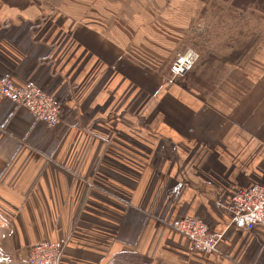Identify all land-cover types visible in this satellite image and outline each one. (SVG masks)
Here are the masks:
<instances>
[{"label": "crops", "instance_id": "crops-1", "mask_svg": "<svg viewBox=\"0 0 264 264\" xmlns=\"http://www.w3.org/2000/svg\"><path fill=\"white\" fill-rule=\"evenodd\" d=\"M83 18L0 0V81L61 103L53 128L0 103V264L61 240L62 264H264V231L227 209L264 184V78L217 107ZM184 216L224 232L216 255L188 253Z\"/></svg>", "mask_w": 264, "mask_h": 264}, {"label": "rangeland", "instance_id": "rangeland-1", "mask_svg": "<svg viewBox=\"0 0 264 264\" xmlns=\"http://www.w3.org/2000/svg\"><path fill=\"white\" fill-rule=\"evenodd\" d=\"M1 1L63 16L87 19L89 14L90 24L121 33V39L132 40L129 46L136 44L133 49L140 45L141 51L155 50L158 57L152 62L167 83L183 82L217 107L228 106L264 78V0ZM186 49L197 53V61L189 73L172 78L171 67ZM128 258L140 264L134 256Z\"/></svg>", "mask_w": 264, "mask_h": 264}, {"label": "built area", "instance_id": "built-area-1", "mask_svg": "<svg viewBox=\"0 0 264 264\" xmlns=\"http://www.w3.org/2000/svg\"><path fill=\"white\" fill-rule=\"evenodd\" d=\"M198 55L186 49L175 59L171 67L172 78L183 77L189 73ZM9 101L27 111L35 121L48 128L55 127L60 121L61 103L58 98L36 85H17L11 79L0 81V103ZM228 212L231 225L242 232L255 229L264 231V184H253L238 191L231 197ZM174 231L187 241L190 254L216 255L224 232H211L209 225L194 216L180 218L173 227ZM67 248L65 240L44 241L36 244L24 264H61Z\"/></svg>", "mask_w": 264, "mask_h": 264}, {"label": "trees", "instance_id": "trees-1", "mask_svg": "<svg viewBox=\"0 0 264 264\" xmlns=\"http://www.w3.org/2000/svg\"><path fill=\"white\" fill-rule=\"evenodd\" d=\"M4 1V0H3ZM138 262H139V260H138Z\"/></svg>", "mask_w": 264, "mask_h": 264}]
</instances>
